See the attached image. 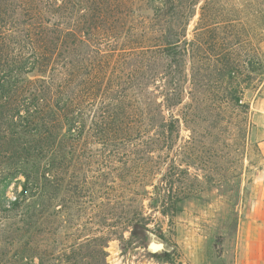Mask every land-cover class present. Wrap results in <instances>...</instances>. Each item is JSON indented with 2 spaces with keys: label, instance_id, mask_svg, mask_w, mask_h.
Returning a JSON list of instances; mask_svg holds the SVG:
<instances>
[{
  "label": "rangeland",
  "instance_id": "1",
  "mask_svg": "<svg viewBox=\"0 0 264 264\" xmlns=\"http://www.w3.org/2000/svg\"><path fill=\"white\" fill-rule=\"evenodd\" d=\"M181 1L155 20L179 32L193 12L171 67L146 52L144 0L30 1L37 37L5 41L2 58L28 57L22 126L42 150L24 165L27 200L0 211V264H264V0ZM169 87L181 103L167 110Z\"/></svg>",
  "mask_w": 264,
  "mask_h": 264
},
{
  "label": "trees",
  "instance_id": "2",
  "mask_svg": "<svg viewBox=\"0 0 264 264\" xmlns=\"http://www.w3.org/2000/svg\"><path fill=\"white\" fill-rule=\"evenodd\" d=\"M31 0H0V114H4V118H0V211L9 212L13 209H19L21 204L27 200L28 188L27 182L29 176L25 173L24 165L32 157L38 155L42 148L39 146V142L42 141L41 136L36 130L33 137L38 136V139L31 138V145L27 146L25 136L29 135L30 131L24 130L22 124H25L27 118L22 119L21 109L27 106V100L29 96L24 97V85L28 81L21 79V74L29 73L25 72V68L28 65V57L20 54L15 59L6 62L2 55L4 53V42L15 39V43L18 50L24 49V45L31 46L30 36L37 37V34L32 32V28L35 25L33 20L39 19L44 10L33 9L30 5ZM200 0L190 1V9H195V6ZM145 6L151 13V18L146 22L145 36L151 46L146 47V52L153 49L161 50L162 56L168 67L172 65H179L180 59L187 56L190 49L187 47L188 43L185 34L186 27L193 17V12L189 11L188 14L183 16L182 28L179 32H173L168 29L167 31L158 30L155 28L157 21L155 20L163 14H184L183 2L181 0H144ZM200 17L202 16L203 7H200ZM182 19V16H181ZM42 23V22H41ZM179 23V21H178ZM180 24V23H179ZM213 41L218 43V36L216 30L218 29L214 24ZM151 26V27H149ZM201 30V29H200ZM204 30V29H203ZM28 39V40H26ZM178 50H181L178 52ZM21 52V51H20ZM222 60H224L222 66H224V73L229 82H233L235 69L231 55L224 54ZM179 59V60H178ZM39 62H36V61ZM221 60V61H222ZM46 62L45 54H40L34 60L29 68L35 70V67L44 66ZM217 63L219 61H216ZM39 63V64H38ZM37 65V66H35ZM40 69V70H41ZM28 71V70H26ZM23 90V91H20ZM26 93V92H25ZM236 94V92H234ZM238 101V99H234ZM29 103V102H28ZM180 94L175 88H168L164 94L163 106L167 110L180 104ZM30 107V103H29ZM16 120V121H15ZM176 119L171 120L163 118L161 121L162 135L164 137L167 133V137H164V144L168 141L172 142V137L176 133L177 127L174 125ZM31 123H26L27 127ZM44 135V134H43ZM40 137V138H39ZM20 175L25 176V181L21 183L16 180ZM14 183L15 186L20 185L22 187L20 192H15L16 196L10 198L8 196L9 186ZM164 198V196H163ZM177 202V201H176ZM175 207V206H174ZM147 223L140 226L142 231L146 230Z\"/></svg>",
  "mask_w": 264,
  "mask_h": 264
},
{
  "label": "water",
  "instance_id": "3",
  "mask_svg": "<svg viewBox=\"0 0 264 264\" xmlns=\"http://www.w3.org/2000/svg\"><path fill=\"white\" fill-rule=\"evenodd\" d=\"M164 248V244L161 243V242H158V241H152L150 244H149V249L153 252H157V251H160Z\"/></svg>",
  "mask_w": 264,
  "mask_h": 264
}]
</instances>
